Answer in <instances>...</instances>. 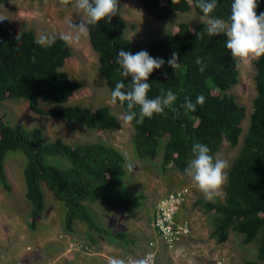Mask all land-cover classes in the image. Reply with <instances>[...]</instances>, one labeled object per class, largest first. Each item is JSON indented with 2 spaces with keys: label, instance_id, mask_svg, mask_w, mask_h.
Here are the masks:
<instances>
[{
  "label": "trees",
  "instance_id": "1",
  "mask_svg": "<svg viewBox=\"0 0 264 264\" xmlns=\"http://www.w3.org/2000/svg\"><path fill=\"white\" fill-rule=\"evenodd\" d=\"M9 0H0V5ZM148 14L156 19H167L175 11L186 12L199 8L188 0H140ZM233 0H218L211 14L227 20ZM264 12V0H259L257 14ZM125 21L120 10L111 24L101 22L90 27L89 42L98 55V70L112 91L120 76L116 63L119 50L135 54L147 51L153 58L165 61L161 69L154 70L148 83L152 85L149 97L169 89L177 96L174 107L178 112L165 109L164 114L154 115L142 123L132 122L133 146L139 158L153 159L162 143V165H172L184 173L192 158L194 141L206 144L214 156L223 141L234 146L242 133L241 122L245 108L234 96L226 94L238 80V68L225 47L223 35L210 37L202 22L190 25L181 22L176 31H169L140 45L125 37ZM15 30L0 22V99L25 100L35 114L48 115L74 121L87 127L114 130L118 118L108 106L95 109L80 104L49 107L42 101L64 103L80 87L63 67L71 55L70 46L56 37L55 43L41 48L34 43L35 35L23 31L16 41ZM173 52L179 53L182 67L175 71L167 61ZM35 56V62L32 57ZM204 61L205 71L200 72L195 63ZM256 96L253 99L249 123L241 148L228 171L222 201H206L198 198L194 206H200L214 214L211 235L217 242H225L230 231L242 235V244H249L258 237L257 259L264 260V58L255 62ZM164 73H167L165 78ZM125 83H128L125 80ZM203 95L205 102L197 110L185 114L180 105L186 99L195 102ZM126 111V105L123 106ZM12 153L23 157V182L25 198L30 203L27 227L36 230L37 220L45 207L42 183L53 192L66 207L63 226L67 232L74 231L76 221L85 223L88 229L113 235L128 241L124 232L111 233L95 221L86 202H100L111 208L131 212L138 209L144 195L134 194L124 198L119 186L125 174V158L115 147L103 142L70 144L56 138L45 140L39 127L26 128L12 125L0 119V184L10 190L5 171V162ZM248 260L246 264H261Z\"/></svg>",
  "mask_w": 264,
  "mask_h": 264
},
{
  "label": "rangeland",
  "instance_id": "2",
  "mask_svg": "<svg viewBox=\"0 0 264 264\" xmlns=\"http://www.w3.org/2000/svg\"><path fill=\"white\" fill-rule=\"evenodd\" d=\"M1 5L4 8H0V12L10 19L2 23L10 25L16 35L30 30L35 38L41 32L57 37L69 30V20L73 19L76 25L81 22L75 10L61 6L59 0H9ZM119 8L126 24L125 37L140 45L166 32L176 31L181 22L191 26L202 22V15L193 7L186 12L175 11L167 19L152 17L140 0H119ZM19 10L23 11V16L17 15ZM70 48L71 55L61 69L80 87L64 103L42 101L41 106L48 109L80 104L95 109L105 105L118 118V127L114 130L90 128L74 121L35 114L25 100L11 99L9 95L0 99V119L26 128L39 127L45 140L61 138L70 144L103 142L115 147L125 158V174L118 188L120 195L127 198L139 193L144 199L141 206L131 212L100 202H86L96 222L111 233L124 232L128 241L90 230L81 221L75 222L73 232H67L63 226L66 207L42 183L45 207L38 217L37 229L30 230L27 227L30 203L24 195L22 175L23 157L12 153L5 162L11 189L7 191L0 184V264H109L111 257L126 261L129 258L146 259L148 264H246L248 260H258V237L246 245L241 242L242 235L233 231L225 242L219 243L212 237L213 212L194 206V202L204 196L189 177L172 165L163 167L162 143L153 159L136 155L133 126H122L120 117L125 110L119 104L109 103L111 90L99 73L98 55L90 45L89 36ZM255 74V62L239 68L237 82L225 91L245 108L238 143L232 146L223 141L214 155L226 159L230 166L248 127L256 96ZM129 161L135 165L133 171L126 166ZM224 186L222 196L216 201L223 200ZM180 188H186L188 192L176 219L188 221L189 232L170 248L156 235L153 213L162 197ZM259 262L264 264V260Z\"/></svg>",
  "mask_w": 264,
  "mask_h": 264
},
{
  "label": "clouds",
  "instance_id": "3",
  "mask_svg": "<svg viewBox=\"0 0 264 264\" xmlns=\"http://www.w3.org/2000/svg\"><path fill=\"white\" fill-rule=\"evenodd\" d=\"M176 0H173L175 3ZM193 3V0H188ZM218 0H195V6L202 13V23L206 26V33L210 37L223 35L226 37L225 47L231 53L236 68L250 66L264 58V12L257 14L259 0H233L230 16L227 20L217 18L211 14L217 8ZM63 7H70L81 17V22L76 25L73 19L69 20V30L60 34V39L67 46H77L83 38L90 35V27L98 26L101 22L111 24L113 17L119 13V0H59ZM4 8V5H0ZM23 16V11L17 13ZM10 20L8 15L0 12V22ZM21 31L16 41L22 38ZM56 37L46 33H39L34 43L41 48H47L55 43ZM32 62L36 57L33 56ZM116 63L120 67L121 79L116 82L110 94L109 103L113 106L126 105V111L120 117L121 125H131L133 121L142 123L146 118L164 114L165 109L178 112L174 107L177 96L170 89L167 92L161 90L160 94L150 98L149 92L152 85L148 83L154 70L161 69L165 61L153 58L147 51L141 50L135 54L119 50ZM175 71L182 65L179 62V53L173 52L167 61ZM195 63L199 71H205L202 58H197ZM167 78V73H164ZM125 80L128 83H125ZM205 97L197 96L195 102L186 99L180 108L185 114L195 112L197 105H203ZM192 158L184 169V174L190 178L193 186L203 194L206 201H214L221 197L223 186L228 182L229 162L219 156L214 157L210 148L203 143L194 141L191 146ZM129 171H133L135 165L132 161L127 163ZM109 264H148L146 259L129 258L127 261L116 257L109 258Z\"/></svg>",
  "mask_w": 264,
  "mask_h": 264
},
{
  "label": "built area",
  "instance_id": "4",
  "mask_svg": "<svg viewBox=\"0 0 264 264\" xmlns=\"http://www.w3.org/2000/svg\"><path fill=\"white\" fill-rule=\"evenodd\" d=\"M187 189L180 188L162 197L155 205L153 224L156 235L167 247H173L179 238L189 232L186 220L177 221L180 205L187 197ZM152 244V243H151Z\"/></svg>",
  "mask_w": 264,
  "mask_h": 264
}]
</instances>
